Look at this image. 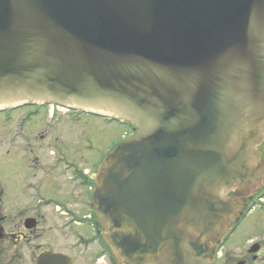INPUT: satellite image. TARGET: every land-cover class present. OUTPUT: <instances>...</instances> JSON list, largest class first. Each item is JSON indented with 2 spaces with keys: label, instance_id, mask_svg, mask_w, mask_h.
<instances>
[{
  "label": "water",
  "instance_id": "water-1",
  "mask_svg": "<svg viewBox=\"0 0 264 264\" xmlns=\"http://www.w3.org/2000/svg\"><path fill=\"white\" fill-rule=\"evenodd\" d=\"M25 103L132 125L94 176L119 264H212L226 193L264 181V0H0V109Z\"/></svg>",
  "mask_w": 264,
  "mask_h": 264
},
{
  "label": "flooded vegetation",
  "instance_id": "flooded-vegetation-1",
  "mask_svg": "<svg viewBox=\"0 0 264 264\" xmlns=\"http://www.w3.org/2000/svg\"><path fill=\"white\" fill-rule=\"evenodd\" d=\"M0 116V264H117L92 207L99 150L85 121L111 122L75 109L50 111L47 104L8 108ZM97 125L90 121L102 137ZM70 128H76L72 135ZM236 193L227 196L241 201L239 221L213 264H264V181L250 194Z\"/></svg>",
  "mask_w": 264,
  "mask_h": 264
},
{
  "label": "rangeland",
  "instance_id": "rangeland-1",
  "mask_svg": "<svg viewBox=\"0 0 264 264\" xmlns=\"http://www.w3.org/2000/svg\"><path fill=\"white\" fill-rule=\"evenodd\" d=\"M35 120H37V119H35ZM0 121H1V116H0ZM90 121H94L95 123H97L98 124L97 127L99 129L100 128L104 129L102 137H100L99 135L97 137V132L94 131L93 128L90 126ZM85 122H86L88 128L92 131V132L91 131L90 132L92 133L93 137L95 138V143H96L95 144V151L99 150V151H97L98 153L95 152L96 158L97 157L99 158L101 155H104L107 151H109L111 149L112 143H114V142L117 143V142H119V140H123L126 137V134H124L125 129L122 127L116 126V124H114V123L108 124L107 122L103 121L104 123H106V125H104L101 123L102 121L100 119L91 118V117L86 119ZM75 130H76V128H70L69 134L72 135ZM108 144H109V146H108Z\"/></svg>",
  "mask_w": 264,
  "mask_h": 264
}]
</instances>
